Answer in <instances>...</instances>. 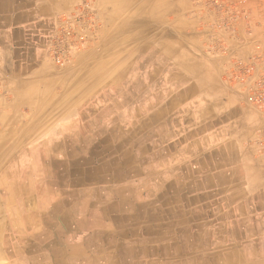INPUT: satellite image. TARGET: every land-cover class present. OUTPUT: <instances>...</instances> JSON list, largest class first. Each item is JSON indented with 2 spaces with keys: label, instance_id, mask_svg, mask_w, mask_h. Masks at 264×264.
<instances>
[{
  "label": "crops",
  "instance_id": "crops-1",
  "mask_svg": "<svg viewBox=\"0 0 264 264\" xmlns=\"http://www.w3.org/2000/svg\"><path fill=\"white\" fill-rule=\"evenodd\" d=\"M82 2L101 19L108 69L97 61L68 90L46 46ZM245 6L221 29L193 0H0V111L23 96L39 113L43 81L55 115L43 144L78 147L34 177L27 264H264V114L248 98L261 65L245 70L264 0Z\"/></svg>",
  "mask_w": 264,
  "mask_h": 264
},
{
  "label": "rangeland",
  "instance_id": "rangeland-1",
  "mask_svg": "<svg viewBox=\"0 0 264 264\" xmlns=\"http://www.w3.org/2000/svg\"><path fill=\"white\" fill-rule=\"evenodd\" d=\"M89 4L93 15L85 19L86 36L68 53L63 63L55 62L49 54L50 38L60 16L48 36L49 42L46 46L48 58L59 68H63V71L58 74L64 79L61 86L66 85L68 90L78 83L77 80H88L92 73V65L97 61L105 59V65L94 67L95 70L100 69L102 72L103 69L105 71L108 69V65H106V60L109 57L107 39L101 33V19L99 20L97 17L94 6ZM246 10L247 12L241 16H249L251 10ZM196 13L205 19V25L218 27L212 22L208 12L202 8H197ZM218 28L223 29L222 27ZM78 62L82 64L76 65ZM38 83H36V92L41 98L36 102L39 105L37 109L39 113L32 114L27 98L23 96L14 99L13 107H8V111H0V264H27V260L22 255L25 256L24 253L28 247L27 239L33 230V227L28 226V221L40 224L39 217H32L33 214H31V212L38 211L37 201L40 193L35 191L31 185L34 181L40 184L45 180L42 173L37 178L34 177L38 175L39 170L43 169L45 160L49 162L52 159H58L55 156L61 149H65L70 155L75 154L78 148L72 144L70 146H46L43 144L42 141L50 136L46 123L55 115L44 113V95H46L48 87L43 81ZM103 83H107V81ZM6 95L8 96V92L0 82V105L6 99ZM8 104L9 102H5V106H9ZM4 109L7 108L4 107Z\"/></svg>",
  "mask_w": 264,
  "mask_h": 264
},
{
  "label": "built area",
  "instance_id": "built-area-1",
  "mask_svg": "<svg viewBox=\"0 0 264 264\" xmlns=\"http://www.w3.org/2000/svg\"><path fill=\"white\" fill-rule=\"evenodd\" d=\"M199 7L214 16L212 22L218 27L229 28L232 21L246 13V0H193ZM88 2H82L73 13L63 14L53 31L49 42V54L57 63H63L68 53L86 36L85 19L93 15ZM251 69L261 65L260 73L248 87L249 102L264 114V42L255 44V53L249 56ZM261 152L264 154V135L260 141Z\"/></svg>",
  "mask_w": 264,
  "mask_h": 264
},
{
  "label": "bare ground",
  "instance_id": "bare-ground-1",
  "mask_svg": "<svg viewBox=\"0 0 264 264\" xmlns=\"http://www.w3.org/2000/svg\"><path fill=\"white\" fill-rule=\"evenodd\" d=\"M12 93V92H11ZM1 98V97H0ZM53 106V105H52ZM139 126V125H138ZM113 130V129H112ZM134 130V129H133ZM115 131V130H114ZM113 131V132H114ZM106 133V132H105ZM120 133V132H119ZM136 133V132H135ZM110 134V133H109ZM118 136V135H117ZM122 136V135H121ZM106 137V136H105ZM120 137V136H119ZM127 138V137H126ZM115 139V138H114ZM114 141V140H113ZM132 144H134V143H132ZM122 146V145H121ZM120 146V147H121ZM22 147V146H21ZM118 147V146H117ZM111 148V147H110ZM33 149V148H32ZM22 150V149H21ZM105 152V151H104ZM33 153H34V151H33ZM38 153V152H37ZM115 153V152H114ZM20 154V153H19ZM27 154V153H26ZM18 155V154H17ZM106 155H108V154H106ZM147 155V154H146ZM20 157V156H19ZM24 159V158H23ZM101 159V158H100ZM19 160H20V158H19ZM35 161V160H34ZM18 163V162H17ZM21 163H22V161H21ZM129 163V162H128ZM132 164V163H131ZM21 165V164H20ZM57 166H59V165H57ZM4 167V166H3ZM19 168H20V166H19ZM21 168H22V166H21ZM65 169V168H64ZM20 170V169H19ZM59 170V169H58ZM13 171H14V169H13ZM54 175V174H53ZM52 175V176H53ZM69 175V174H68ZM83 175V174H82ZM62 176V175H61ZM64 176H66V175H64ZM98 177H100L99 175H98ZM75 178V177H74ZM103 178V177H102ZM106 178V177H105ZM104 178V179H105ZM58 179H60V178H58ZM79 179V178H78ZM81 179V178H80ZM99 179V178H98ZM107 179V178H106ZM98 181V180H97ZM103 181V180H102ZM47 182V181H46ZM106 182V181H105ZM42 186V185H41ZM76 186V185H75ZM12 187V186H11ZM126 187V186H125ZM92 188V187H91ZM127 188V187H126ZM128 189V188H127ZM79 190V189H78ZM88 190H90V189H88ZM87 190V191H88ZM95 190H96V188H95ZM11 191V190H10ZM62 191V190H61ZM119 191V190H118ZM117 191V192H118ZM150 191V190H149ZM73 192V191H72ZM144 192H145V190H144ZM85 193H87V192H85ZM14 194V193H13ZM65 194V193H64ZM72 194V193H71ZM154 194V193H153ZM80 195V194H79ZM86 195V194H85ZM83 196V195H82ZM146 197V196H145ZM169 197V196H168ZM85 199V198H84ZM140 199V198H139ZM76 200V199H75ZM87 201V200H86ZM137 201V200H136ZM152 202V201H151ZM82 203V202H81ZM155 204V203H154ZM61 205V204H60ZM70 205H72V204H70ZM75 205V204H74ZM83 205V204H82ZM85 205H86V202H85ZM63 206V205H62ZM65 206H66V204H65ZM66 208V207H65ZM76 208V207H75ZM49 209V208H48ZM66 210V209H65ZM81 211H82V208H81ZM46 212H47V210H46ZM53 212V211H52ZM72 212V211H71ZM170 212V211H169ZM50 213V212H49ZM68 213V212H67ZM69 214H70V212H69ZM57 215V214H56ZM71 215V214H70ZM52 216V215H51ZM62 216V215H61ZM66 216V215H65ZM21 217V216H20ZM47 218V217H46ZM61 218V217H60ZM67 218V217H66ZM21 219V218H20ZM45 219V218H44ZM48 219V218H47ZM54 219V218H53ZM86 219V218H85ZM19 220V219H18ZM58 220V219H57ZM63 220V219H62ZM131 220V219H130ZM43 222H45V221H43ZM48 222V221H47ZM135 222V221H134ZM52 223V222H51ZM54 223V222H53ZM127 223V222H126ZM150 223V222H149ZM46 224H48V223H46ZM175 224V223H174ZM52 226L54 225V224H51ZM56 225V224H55ZM11 226V225H10ZM49 226H50V224H49ZM140 226V225H139ZM82 227V226H81ZM49 228H51V227H49ZM157 228V227H156ZM62 229V228H61ZM139 229V228H138ZM155 230V229H154ZM159 230V229H158ZM59 231H60V229H59ZM64 231H66V230H64ZM75 231V230H74ZM73 231V232H74ZM128 231H130V230H128ZM142 231V230H141ZM150 231V230H149ZM72 232V233H73ZM94 232V231H93ZM102 232V231H101ZM189 232V231H188ZM219 232V231H218ZM71 233V234H72ZM119 233V232H118ZM136 233V232H135ZM56 234V233H55ZM62 234V233H61ZM78 234V233H77ZM132 234V233H131ZM156 234V233H155ZM167 234H169V233H167ZM174 234V233H173ZM52 235V234H51ZM128 235V234H127ZM150 235V234H149ZM179 235H180V233H179ZM132 236V235H131ZM135 236V235H134ZM167 236V235H166ZM172 236V235H171ZM191 236V235H190ZM53 237V236H52ZM169 237H170V235H169ZM186 237V236H185ZM2 238V237H1ZM56 238V237H55ZM182 238V237H181ZM189 238V237H188ZM138 239H140V238H138ZM150 239V238H149ZM50 240V239H49ZM52 241H54V239L52 240ZM184 241V240H183ZM55 242V241H54ZM53 242V243H54ZM63 243V242H62ZM61 243V244H62ZM190 243V242H189ZM31 244V243H30ZM36 244V243H35ZM39 244V243H38ZM138 244V243H137ZM141 244V243H140ZM42 245V244H41ZM175 245V244H174ZM49 246V245H48ZM192 246V245H191ZM51 247V246H50ZM133 247V246H132ZM3 248V247H2ZM36 248V247H35ZM40 248V247H39ZM14 249V248H13ZM41 249V248H40ZM63 248L61 247V250H62ZM148 249V248H147ZM166 249H168V248H166ZM17 250V249H16ZM25 250V249H24ZM51 250V249H50ZM178 250V249H177ZM22 251V250H21ZM149 251V250H148ZM171 251V250H170ZM33 253V252H32ZM138 253V252H137ZM152 253V252H151ZM60 254V253H59ZM62 254V253H61ZM50 255V254H49ZM55 255V254H54ZM135 255V254H134ZM168 255V254H167ZM33 256V255H32ZM51 256V255H50ZM61 256H63V255H61ZM151 256H152V254H151ZM173 256V255H172ZM175 256V255H174ZM1 257V256H0ZM139 257V256H138ZM148 257V256H147ZM146 257V258H147ZM176 257V256H175ZM144 258V257H143ZM172 258V257H171ZM51 259V258H50ZM72 260V259H71ZM133 260V259H132ZM62 262H63V260H61ZM153 261V260H152ZM159 261H160V259H159ZM3 262V261H2ZM5 262H7V261H5ZM53 262V261H52ZM143 263H145V262H143ZM13 264V263H12ZM15 264V263H14ZM47 264V263H46ZM151 264V263H150Z\"/></svg>",
  "mask_w": 264,
  "mask_h": 264
}]
</instances>
